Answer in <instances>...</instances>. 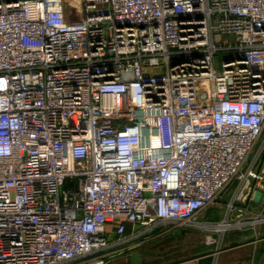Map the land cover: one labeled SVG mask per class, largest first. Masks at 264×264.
Returning <instances> with one entry per match:
<instances>
[{
	"label": "built area",
	"instance_id": "obj_1",
	"mask_svg": "<svg viewBox=\"0 0 264 264\" xmlns=\"http://www.w3.org/2000/svg\"><path fill=\"white\" fill-rule=\"evenodd\" d=\"M236 180L264 189V0H0V264L212 228Z\"/></svg>",
	"mask_w": 264,
	"mask_h": 264
},
{
	"label": "rangeland",
	"instance_id": "obj_2",
	"mask_svg": "<svg viewBox=\"0 0 264 264\" xmlns=\"http://www.w3.org/2000/svg\"><path fill=\"white\" fill-rule=\"evenodd\" d=\"M229 55L230 53L225 51L215 54L214 65L217 72L224 70V61ZM262 140L260 139L259 143ZM252 159L253 154L245 162L243 169L250 165ZM238 183L237 180L234 181L232 187L213 206L205 209L204 212L208 217L206 219L212 223V228L200 226L197 223L179 224L172 227H167V225V228H163V232L158 234L152 235L151 231H146L140 237L130 239L135 241L137 246L123 250V253L140 250L143 252L140 255V261L146 264L176 262L195 258L210 247L215 248L217 244H219V249H222L227 245L225 240L229 232H243V238L246 240L257 234L258 229L264 232V195H262L264 189L257 188L250 193L251 196H245L244 192V195L236 198L235 188ZM223 220H228L231 225L224 231L218 230L216 226ZM128 234L130 235V232ZM122 258L126 257H122L120 251L115 252L111 255L109 264H122L121 262L131 264L130 255L125 261Z\"/></svg>",
	"mask_w": 264,
	"mask_h": 264
},
{
	"label": "crops",
	"instance_id": "obj_3",
	"mask_svg": "<svg viewBox=\"0 0 264 264\" xmlns=\"http://www.w3.org/2000/svg\"><path fill=\"white\" fill-rule=\"evenodd\" d=\"M232 185L233 184H231L223 192L222 196L228 191L230 187H232ZM238 186L239 183L235 188V194L237 192ZM262 195H264V193ZM205 213L206 212L200 214L199 218L201 220H207L206 219L207 216ZM166 226H157L152 230L148 229L147 231H151L152 235L158 234L160 232H163V228L165 229L169 227ZM137 227L143 228V226H139V225ZM135 230L136 228L134 227V225L132 223H128L127 232H130V234H132ZM256 233L257 234H255L251 239L246 240L243 238L244 236L243 232H229L225 240L227 241L226 242L227 245L225 247H222V249L221 248L219 249L218 247L219 244H217L215 248L210 247L209 249L205 250V252H202L201 255L199 254L195 258L185 259L176 262H163V263L158 262L153 264H264V232L258 229ZM134 242L135 241L133 240H129L126 244L113 245L111 246L112 248L110 247L109 249L112 252V255L115 254V252L120 251V253H122V257H126V258H122L123 261H125V259L127 260L128 255H130L132 260L131 264H146L140 261L141 260L140 255L143 254V252L140 250L131 251L130 253L128 252L123 253L124 252L123 250H129L131 248L136 247L137 245ZM121 263L123 264V262Z\"/></svg>",
	"mask_w": 264,
	"mask_h": 264
},
{
	"label": "bare ground",
	"instance_id": "obj_4",
	"mask_svg": "<svg viewBox=\"0 0 264 264\" xmlns=\"http://www.w3.org/2000/svg\"><path fill=\"white\" fill-rule=\"evenodd\" d=\"M220 226H221L222 228H224V227L228 226V224L225 223V222H223V223H220Z\"/></svg>",
	"mask_w": 264,
	"mask_h": 264
}]
</instances>
